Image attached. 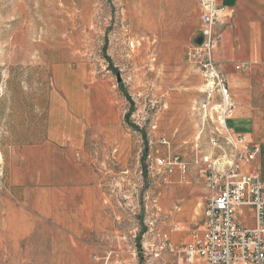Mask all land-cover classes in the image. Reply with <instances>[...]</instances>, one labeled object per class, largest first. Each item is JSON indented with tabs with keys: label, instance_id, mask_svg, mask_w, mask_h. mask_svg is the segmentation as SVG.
I'll list each match as a JSON object with an SVG mask.
<instances>
[{
	"label": "rangeland",
	"instance_id": "obj_1",
	"mask_svg": "<svg viewBox=\"0 0 264 264\" xmlns=\"http://www.w3.org/2000/svg\"><path fill=\"white\" fill-rule=\"evenodd\" d=\"M240 7L235 23L259 19L264 44V0ZM201 19L199 0H0V264H160L159 232L193 242L204 158L236 157L188 57ZM149 154L187 171L150 172ZM60 156L78 167L59 172ZM79 170L104 203L58 202Z\"/></svg>",
	"mask_w": 264,
	"mask_h": 264
},
{
	"label": "built area",
	"instance_id": "obj_2",
	"mask_svg": "<svg viewBox=\"0 0 264 264\" xmlns=\"http://www.w3.org/2000/svg\"><path fill=\"white\" fill-rule=\"evenodd\" d=\"M199 4L202 28L197 39L202 37V42L196 40L188 57L204 79L207 100L202 108L217 112L218 120L225 127L223 138L236 150V157L222 154L215 159L204 158L208 185L205 221L193 242L178 248L170 233L159 232L160 243H149L147 250L160 264H264V183L258 175L246 173L242 168L244 162L256 158L260 149L227 127L226 120L234 115L236 105L231 98L228 76L214 56L222 38L216 26L224 23L234 9L218 6L217 0H199ZM254 64L253 61H240L235 64V70L249 71ZM262 90L264 93V81ZM155 166L169 172L178 169L186 173L188 165L180 157L154 161L149 154L147 169L152 172ZM246 207H252L253 214L247 212ZM239 214L246 218L251 215L255 226L242 225L237 219ZM179 229L176 225L172 232Z\"/></svg>",
	"mask_w": 264,
	"mask_h": 264
},
{
	"label": "crops",
	"instance_id": "obj_3",
	"mask_svg": "<svg viewBox=\"0 0 264 264\" xmlns=\"http://www.w3.org/2000/svg\"><path fill=\"white\" fill-rule=\"evenodd\" d=\"M242 0H217L218 6H227L234 9V12L226 18L225 22L216 26V30L221 33V41L214 51L216 60L220 63L224 73L228 76L231 98L235 103L234 115L226 120L227 127L232 129L234 134L243 135L251 146L260 149L256 158L242 165L246 173L258 175L264 183V93L262 90L264 81V44L262 28L259 19L246 18L245 21H238V17L233 19L236 12H239ZM252 9H255L251 5ZM234 21V24H232ZM248 28L238 33L236 28ZM237 32V33H236ZM256 61V64L249 71H236L235 64L240 61ZM259 73V74H258ZM57 169L59 172L69 167H78L72 157L60 156ZM80 169V168H79ZM60 177V176H59ZM61 174L60 183L56 188L60 194L59 203H75L77 207L91 209L96 203H104L102 191L97 184H92V176L83 177L80 174L71 175ZM62 178V180H61ZM70 182L72 184H70ZM73 185V186H71ZM206 190V191H205ZM201 191L198 198L199 203H206L205 197L208 188ZM62 193V194H61ZM250 214H253L252 207H246ZM247 211V212H248ZM83 213V212H82ZM86 216L90 217L91 211L88 210ZM85 215V213H83ZM91 223H88L90 226ZM254 227V226H253Z\"/></svg>",
	"mask_w": 264,
	"mask_h": 264
},
{
	"label": "trees",
	"instance_id": "obj_4",
	"mask_svg": "<svg viewBox=\"0 0 264 264\" xmlns=\"http://www.w3.org/2000/svg\"><path fill=\"white\" fill-rule=\"evenodd\" d=\"M130 114H131V112L128 113V115H127L128 118H129ZM132 127H134V129H136V130H139V128L137 126L132 125ZM147 144L148 143L146 142V150H147ZM146 154H147V152H146Z\"/></svg>",
	"mask_w": 264,
	"mask_h": 264
},
{
	"label": "water",
	"instance_id": "obj_5",
	"mask_svg": "<svg viewBox=\"0 0 264 264\" xmlns=\"http://www.w3.org/2000/svg\"><path fill=\"white\" fill-rule=\"evenodd\" d=\"M197 42H198V43H201V42H202V37H199V38L197 39Z\"/></svg>",
	"mask_w": 264,
	"mask_h": 264
}]
</instances>
